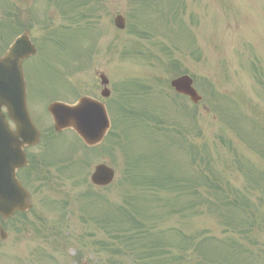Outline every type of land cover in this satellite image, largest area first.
I'll use <instances>...</instances> for the list:
<instances>
[{
	"label": "rangeland",
	"instance_id": "1",
	"mask_svg": "<svg viewBox=\"0 0 264 264\" xmlns=\"http://www.w3.org/2000/svg\"><path fill=\"white\" fill-rule=\"evenodd\" d=\"M73 1L41 2L39 31L44 34V43L49 42L44 58L29 66L30 114L39 130L49 131L47 104L75 99L68 80L75 85L78 96L100 98L96 74L103 73L111 81L112 97L107 106L113 110L116 125L125 128V134L112 128L111 132L121 134L120 144L111 135L95 151L84 150L72 133L52 135L55 139L51 141V153L58 154L60 164H47L36 175L37 181L28 189L33 209L8 224V240L0 246V264H108L110 247L97 243L107 242L115 233L108 219L112 215L110 208L117 213L122 206L132 212L131 201L142 210L137 217L146 228L161 232L158 246L161 251H169L170 264L179 261V255L186 257L187 264H201L204 257L196 255L194 244L200 239L212 240L214 253H209L220 263L230 264L231 260L216 250L219 240L228 237L250 250L239 254L248 262L245 264H264V0H152L159 11H145L144 0ZM175 9L178 12L172 16ZM117 15L126 18L124 31L114 27ZM68 26L75 32L65 39L64 50L50 39L58 41L55 31ZM85 26L86 30L80 31ZM173 62L178 63L181 74L193 78L203 97L197 108L177 99L169 90L167 83L177 77ZM137 83L151 86L148 96L140 94L135 99L132 93ZM117 98H123V124L121 112L113 107ZM130 110L148 111L159 116V121L176 123V127H170L172 133L159 138L155 136L158 132L132 128L134 122L144 123L148 117L127 116ZM150 125L154 128V123ZM126 128H132L129 151ZM45 135L42 146L30 152L39 158L46 151ZM186 139L194 142L201 154L205 153L209 163L206 169L219 174L220 187L228 192L230 202L237 198L236 216L232 215L234 207L222 205L215 191L201 189V163L192 165L193 158L188 153L191 146ZM73 149L76 151L68 155ZM128 153L150 158L141 162L140 171L158 170L162 175L167 173L169 180L161 187L157 181L133 186L139 180L137 175L133 178L128 174V161L135 162ZM67 158L70 160L63 162ZM71 159L81 165L62 171V166H70ZM101 163L117 172L115 182L105 189H97L90 182L94 168ZM247 170L253 171L257 179L246 176ZM148 175L151 177L153 172ZM172 178L179 182L173 183ZM180 191L185 194L177 199ZM156 194L159 201L148 203L141 197ZM217 202L222 205L219 209ZM184 206L186 212H178ZM251 217L258 218L249 231L257 239L253 245L238 235L240 231L230 232L231 224L248 227ZM182 236L195 241L183 249L178 245ZM123 250L126 253L128 248ZM131 259L134 258L126 256L122 260L129 264Z\"/></svg>",
	"mask_w": 264,
	"mask_h": 264
},
{
	"label": "water",
	"instance_id": "2",
	"mask_svg": "<svg viewBox=\"0 0 264 264\" xmlns=\"http://www.w3.org/2000/svg\"><path fill=\"white\" fill-rule=\"evenodd\" d=\"M115 25L125 28V19L118 16ZM35 54L29 38L20 39L5 57L0 59V215L10 217L16 211H28L31 205L27 202L29 194L21 186L16 177L17 169L25 165L23 149L26 145L37 143L38 132L33 125L26 107V85L22 70L24 59ZM103 84L108 81L102 77ZM172 87L179 94L191 98L198 104L202 98L193 88V80L184 76L172 82ZM110 93L105 90L104 97ZM8 109V114L17 122V131L8 127L2 107ZM55 128L57 131L73 129L88 146L97 145L104 138L109 121L104 107L92 99H82L76 106L55 103L50 106ZM23 139V142L19 141ZM114 178V171L105 166H99L92 176L95 185L107 186ZM4 239V237H3Z\"/></svg>",
	"mask_w": 264,
	"mask_h": 264
},
{
	"label": "flooded vegetation",
	"instance_id": "3",
	"mask_svg": "<svg viewBox=\"0 0 264 264\" xmlns=\"http://www.w3.org/2000/svg\"><path fill=\"white\" fill-rule=\"evenodd\" d=\"M41 2L42 0H0V57L5 54L17 39L25 33H29L31 41L36 47L37 54L27 59L24 64L30 66V64L35 63V60L42 58L44 52L43 36L42 32L38 30L41 16ZM9 124L13 129L16 127L15 123L11 120H9ZM34 149L36 148L31 147L26 149L27 158H29V168L30 165L32 167L37 166L40 161L39 155L30 153ZM28 169H22L18 173L30 177L36 168H31L33 172H27ZM1 245L3 243H0Z\"/></svg>",
	"mask_w": 264,
	"mask_h": 264
},
{
	"label": "trees",
	"instance_id": "4",
	"mask_svg": "<svg viewBox=\"0 0 264 264\" xmlns=\"http://www.w3.org/2000/svg\"><path fill=\"white\" fill-rule=\"evenodd\" d=\"M74 3L73 0H70ZM146 3H143L145 5H148L152 2V0H144ZM76 6H74L75 8ZM84 15L81 14L80 18H83ZM134 114V112H131ZM160 121H157L158 129L160 128ZM145 128H148V125L144 126ZM145 182H149V177L141 178ZM214 191L217 195V198L219 199L220 203H228L230 200V196L228 192L224 191L223 189H220L217 187H214ZM228 194L227 195H225ZM234 204V203H233ZM117 216H112V228L115 230V234H118L117 236H113V239L107 241V242H101V246H107L110 247V251L106 254V256L109 258V264H124L122 262V258L124 257V250L123 247H129L127 244H132L133 246H130L128 248L129 253L134 255L137 260L133 261L130 264H143L144 261H147L149 257L147 256H154L156 254L155 251H150L149 245L152 246V243L156 241L157 239H152L150 237L146 238L145 241L148 243L145 244L143 236H147L150 234V231L146 228V225L142 222H139L133 215L129 214L125 210H117ZM121 234V235H120ZM129 236V237H126ZM153 237V236H152ZM123 245V246H122ZM155 257V256H154ZM140 262V263H139ZM158 262L161 264L163 261L158 260ZM149 264V263H147Z\"/></svg>",
	"mask_w": 264,
	"mask_h": 264
}]
</instances>
